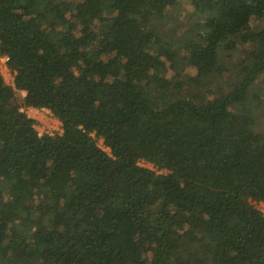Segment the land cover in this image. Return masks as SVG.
I'll use <instances>...</instances> for the list:
<instances>
[{"label":"trees","instance_id":"1","mask_svg":"<svg viewBox=\"0 0 264 264\" xmlns=\"http://www.w3.org/2000/svg\"><path fill=\"white\" fill-rule=\"evenodd\" d=\"M183 1L0 0V264H264V0Z\"/></svg>","mask_w":264,"mask_h":264},{"label":"rangeland","instance_id":"2","mask_svg":"<svg viewBox=\"0 0 264 264\" xmlns=\"http://www.w3.org/2000/svg\"><path fill=\"white\" fill-rule=\"evenodd\" d=\"M192 9H193V3L191 0H184L178 8H173L170 12V17L175 19V22L182 25L184 30H188L190 28L188 17L193 18L192 16ZM253 25L257 28L264 29V18L258 19L255 18L253 20ZM193 32L196 35V28H193ZM177 38H181V35H179ZM186 75L194 76L196 74V71L188 67L185 71ZM0 74L3 76L5 82L13 86L14 85V75L10 71L8 64L6 62V57L0 56ZM105 77L111 78L112 76H116L115 71H105L104 72ZM261 85L260 87H264V76L262 77L260 81ZM26 93L20 90L16 91V96L19 100V102H23V99L25 97ZM27 113V115L30 118H33L38 122V129L41 135L43 134H49L52 136L59 135L62 133V124L61 122L54 117V115L46 109L38 110L34 108H25L24 109ZM95 141L97 142L98 146L103 149L104 151L110 153V150L106 148L104 145V140L101 137L94 136ZM140 166L152 169L158 173H161L157 168H155L152 164L141 161ZM258 210H260L262 213H264V202H253L252 203Z\"/></svg>","mask_w":264,"mask_h":264},{"label":"built area","instance_id":"3","mask_svg":"<svg viewBox=\"0 0 264 264\" xmlns=\"http://www.w3.org/2000/svg\"><path fill=\"white\" fill-rule=\"evenodd\" d=\"M8 61V58L6 57V62Z\"/></svg>","mask_w":264,"mask_h":264}]
</instances>
